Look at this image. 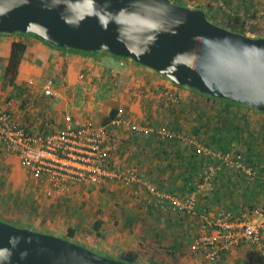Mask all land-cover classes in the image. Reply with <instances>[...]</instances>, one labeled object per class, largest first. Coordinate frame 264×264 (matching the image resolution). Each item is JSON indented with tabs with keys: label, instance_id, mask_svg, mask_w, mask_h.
I'll list each match as a JSON object with an SVG mask.
<instances>
[{
	"label": "crops",
	"instance_id": "obj_1",
	"mask_svg": "<svg viewBox=\"0 0 264 264\" xmlns=\"http://www.w3.org/2000/svg\"><path fill=\"white\" fill-rule=\"evenodd\" d=\"M176 1L204 10L211 22L223 28L241 19L245 35L264 32V17H259L264 0H223L227 11L214 7V0ZM14 42L26 44L27 49L17 77L10 83L4 75ZM50 79L55 82L58 99L44 93ZM191 89L177 86L129 58L59 48L34 34L0 33L1 109L37 133L57 132L67 116L75 126L87 121L105 125L120 109L137 125L171 129L184 140L164 141L154 134L139 135L125 126L114 129L119 150L111 156L110 165L122 171L133 169L158 190L180 198L188 197L192 185L201 180L208 167L216 165L214 160L195 156L197 146L223 152L237 151L233 150L235 143L255 148L257 143L249 138L253 127L243 139V130L240 133L230 127L238 111L248 113L251 122L264 125V112H243L224 99L215 100ZM1 176L8 177L4 192L8 205L21 207L17 214L13 209L0 212L1 218L13 215L20 223L69 237L72 231V239L82 244L118 257L135 254L141 264H204L203 248L197 243L201 236L212 233L206 218L224 211L241 212L240 206L253 209L263 204L259 200L264 197L255 183L250 188L233 170L216 174L214 190L199 194L196 216L151 204L150 194L139 182H73L68 190L50 194L48 181L27 173L19 157L0 140V190L4 187ZM17 176H25L22 185L26 190L18 189ZM215 264H264V255L256 246H243L230 250Z\"/></svg>",
	"mask_w": 264,
	"mask_h": 264
},
{
	"label": "water",
	"instance_id": "obj_2",
	"mask_svg": "<svg viewBox=\"0 0 264 264\" xmlns=\"http://www.w3.org/2000/svg\"><path fill=\"white\" fill-rule=\"evenodd\" d=\"M0 33L129 58L216 99L264 112V37L211 22L171 0H0ZM13 237L18 243H11ZM3 264H128L0 221Z\"/></svg>",
	"mask_w": 264,
	"mask_h": 264
},
{
	"label": "built area",
	"instance_id": "obj_3",
	"mask_svg": "<svg viewBox=\"0 0 264 264\" xmlns=\"http://www.w3.org/2000/svg\"><path fill=\"white\" fill-rule=\"evenodd\" d=\"M214 1L219 9L227 10L223 0ZM259 17H264V5ZM54 84V80H48L44 93L58 99ZM122 126L139 135H157L164 141L184 140L177 132L166 127L135 124L123 109L118 111L116 118L110 123L101 126L92 121L75 126L72 117L67 116L64 125L57 132L47 134L21 126L10 112L0 108V140L9 152L19 157L20 165L27 173L48 181L50 194L68 190L73 182H139L150 194L151 204L155 203L161 209L196 216L199 194L212 188L215 175L222 169H231L248 178L259 175L246 154L232 150L215 151L200 145L196 148L197 154L214 160L216 165L206 169L188 197L180 198L164 193L149 181L143 180L133 169L122 171L111 168V156L119 150V142L113 130ZM206 226L211 228L212 233L201 236L197 243L203 248L204 264L219 263L230 250L243 246H256L264 255V209L224 211L215 218L207 217Z\"/></svg>",
	"mask_w": 264,
	"mask_h": 264
},
{
	"label": "rangeland",
	"instance_id": "obj_4",
	"mask_svg": "<svg viewBox=\"0 0 264 264\" xmlns=\"http://www.w3.org/2000/svg\"><path fill=\"white\" fill-rule=\"evenodd\" d=\"M174 4H177L178 5V1L176 0H171ZM180 5V3H179ZM214 7L218 8L217 6L213 5ZM219 9V8H218ZM221 10V9H220ZM227 11V10H226ZM211 18V17H210ZM212 20V19H211ZM210 20V21H211ZM213 21V20H212ZM253 33L255 34V36H249V37H261L262 35H264V32L262 31H258V32H255L253 31ZM81 52V51H80ZM89 53H93V52H89ZM95 54V53H93ZM97 54V53H96ZM192 90V89H191ZM231 106V105H230ZM233 107H235L233 105ZM239 108L238 110H245L246 112H257L256 110L254 109H250L247 108L246 106H241V107H237ZM244 112V111H243ZM240 113H242L241 111H238L237 115H236V118L233 119V121L230 123V127L231 128H237L238 131H241L243 130V134H242V139L244 138V134L247 132H250V127H253V130L250 132L251 134H249V138H253L254 141L257 143L256 147L255 148H244V147H240V144L241 143H235V146L233 147V150H237V151H240L242 153H246V154H249L252 158V160L254 161V163L256 165H258V167L264 169V125H261L259 123L255 124V122H251L250 119L248 118V113H242L243 116L244 114L246 115L245 117H240ZM234 124V125H233ZM236 124V125H235ZM245 124V125H244ZM252 135V136H251ZM200 157V156H198ZM203 158V157H201ZM212 162V161H211ZM215 162V161H214ZM216 163V162H215ZM229 169H222L221 171H219L217 173V175L220 174V172H223V171H227ZM232 171V170H231ZM237 176H240L237 172L233 171ZM5 176H1V182L3 183V186H1V195L3 194V197L0 199V212L4 213L6 211H8L9 209H13V210H16V213L14 214H17V211L20 212L21 211V207L20 206H14V208H12V206L8 205L7 203V196L4 195V192H5V187L8 185V177H5ZM243 177V176H242ZM217 177H215L214 180H216ZM17 179L18 181H14L15 183H17L18 185V189L22 190H26L23 185L26 183L25 182V176H17ZM243 181H247V185L252 188L253 186V183H255V188H259L261 191H264V180L262 179H259L257 181H255V179H248V178H245L243 177ZM214 182V181H213ZM23 184V185H22ZM17 185H16V188H17ZM212 190H214V183H213V186L212 188L210 189H207L204 191V193H202L201 195H206V194H209L210 192H212ZM259 201H262L263 204L261 206L257 205L256 208H260V209H264V197H263V200H259ZM17 207V208H16ZM250 209L249 207L247 206H240L239 207V210H248ZM13 215H9V217L7 219H3L0 217V221L1 222H5V223H8V224H11L15 227H18V228H22V229H29V230H32V231H35V232H38V233H41V234H46V235H53V236H56V237H59L63 240H68L70 242H73L77 245H80L92 252H94L95 254L99 255V256H102V257H106V258H109V259H113V260H118V261H123V258L120 256H116L114 254H106L104 252H102L101 250H98V249H95V248H92L91 246L87 245V244H82L72 238H70L69 236L67 235H63V234H56L54 232H50L46 229H42V228H36V227H32V226H29V225H26L24 223H20L19 221H17L16 219H14L12 217ZM137 264H141L140 262H137Z\"/></svg>",
	"mask_w": 264,
	"mask_h": 264
},
{
	"label": "trees",
	"instance_id": "obj_5",
	"mask_svg": "<svg viewBox=\"0 0 264 264\" xmlns=\"http://www.w3.org/2000/svg\"><path fill=\"white\" fill-rule=\"evenodd\" d=\"M178 5H179V3H178ZM180 5H182V4H180ZM206 14H207L208 19L211 20L210 15L207 12H206ZM226 29H229V30H231L233 32L240 33V34H244V35L246 33L245 23L241 19H235V20H233L232 22H230L226 26ZM262 37H264V36H262ZM41 40H43V39H41ZM26 49H27V46L24 43L14 42L13 45H12L11 58L9 60V63H8V66L6 68L5 75H4V78L7 81H9L10 83H13L15 81L17 75H18L19 66H20V63H21V61L23 59V56H24V54L26 52ZM211 98H213V97H211ZM213 99L218 100L216 98H213ZM225 102L230 103L232 106L233 105L234 106H237V107L244 106V105L232 103V102H230L228 100H225ZM247 108H249V107H247ZM250 109H253V108H250ZM116 116H117V112L114 111L112 113V116L110 117V119L106 121L105 125H107L113 119H115ZM234 129H236L235 131H237V128H234ZM226 151H229V150H225L224 152H226ZM246 155L250 158V161L253 164V166H255V168L259 171V175L256 178H250V179H252V180L253 179H255V180L256 179H263L264 180V177H263L264 176V169L258 167V165H256L254 163V161L252 160V158H251V156L249 154H246ZM195 156H201V155H198L197 152L195 151ZM201 157H203V156H201ZM204 158H206V157H204ZM225 169H227V168H225ZM229 170H231V169H229ZM238 174L240 176H243L245 178H248L247 176H244L241 173H238ZM215 177H217V176H215ZM192 187H194V186L192 185ZM253 209H256V207H253ZM249 210H251V209H249ZM73 236H74V232L71 231L70 238H73ZM122 258H123V262H125V263H128V264H137V256L135 254L127 253Z\"/></svg>",
	"mask_w": 264,
	"mask_h": 264
},
{
	"label": "clouds",
	"instance_id": "obj_6",
	"mask_svg": "<svg viewBox=\"0 0 264 264\" xmlns=\"http://www.w3.org/2000/svg\"><path fill=\"white\" fill-rule=\"evenodd\" d=\"M18 240H19V238L13 237V238L10 239V242L13 243V244H15V243H18ZM0 264H3V262L0 261Z\"/></svg>",
	"mask_w": 264,
	"mask_h": 264
}]
</instances>
